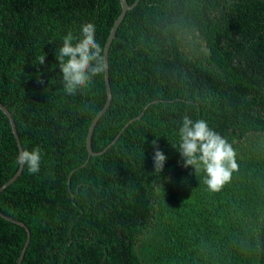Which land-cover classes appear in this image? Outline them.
Segmentation results:
<instances>
[{"label":"trees","instance_id":"16d2710c","mask_svg":"<svg viewBox=\"0 0 264 264\" xmlns=\"http://www.w3.org/2000/svg\"><path fill=\"white\" fill-rule=\"evenodd\" d=\"M120 11L119 0H0V101L22 149L42 156L0 191V211L30 230L21 264H264V0H139L108 50L112 98L91 147L110 145L88 156L105 75L68 95L56 52L89 22L103 49ZM184 115L236 152L219 192L172 145ZM154 139L168 157L159 175ZM17 154L0 110V186ZM26 236L0 216V264L17 263Z\"/></svg>","mask_w":264,"mask_h":264},{"label":"clouds","instance_id":"9594fccd","mask_svg":"<svg viewBox=\"0 0 264 264\" xmlns=\"http://www.w3.org/2000/svg\"><path fill=\"white\" fill-rule=\"evenodd\" d=\"M95 32L93 23L82 24L80 36L76 37L69 31L56 52L63 89L68 95H75L87 88L93 77L103 74L107 69L103 49L95 38ZM46 55L47 53L36 57L35 63L44 64ZM179 141V147L172 145L184 159L183 166H192L196 175L203 170L206 173L204 183L211 192L221 191L230 182L233 173L239 170L232 144L204 119L194 121L190 116L184 115L179 128ZM152 144L155 147V174L159 175L168 157L160 150L157 140L154 139ZM41 159L39 147L32 150L25 148L18 152L16 163L26 166L30 174H35L40 170Z\"/></svg>","mask_w":264,"mask_h":264},{"label":"water","instance_id":"95a60500","mask_svg":"<svg viewBox=\"0 0 264 264\" xmlns=\"http://www.w3.org/2000/svg\"><path fill=\"white\" fill-rule=\"evenodd\" d=\"M120 2V6H121V11L118 15V17L115 19L111 29H110V32H109V35H108V38L105 42V45H104V48H103V55L105 57V60L107 62V65H108V50H109V47H110V44L112 42V40L114 39V36H115V33H116V30L118 28V26L120 25V23L122 22L126 12L130 9H132L133 7H135L137 5V3L139 2V0H134V2L132 3H129L127 0H119ZM104 75H105V90H106V100H105V104L104 106L98 111V113L96 114V116L92 119L89 127H88V131H87V135H86V148H87V151H88V156L90 155H99L101 154L107 147H105L103 150L101 151H94L91 147V136H92V133H93V130H94V126L96 125L98 119L100 118V116L105 112V110L108 108L110 102H111V98H112V92H111V87H110V84H109V75H108V66H107V69L106 71L104 72ZM146 108V107H145ZM0 110L3 111V113L7 116L8 120H9V123L11 125V129H12V133L14 135V138L16 140V143H17V147H18V152L20 150H22V145L20 143V139H19V135L17 133V130H16V126H15V122H14V119L12 117V114L11 112L8 110V108L0 101ZM138 118V116H137ZM132 121V119H131ZM124 128L121 129V131L123 130ZM120 131V132H121ZM120 135V133L117 134L116 138ZM84 166V164H82L80 167ZM23 169V166H20L19 165V168L18 170L16 171V173L8 180L6 181L4 184H2L0 186V191L8 184H10L11 182H13L21 173ZM0 216L6 220H9L13 223H16L20 226H22L25 231H26V240H25V243L23 245V248L21 250V253L18 257V260H17V263L16 264H21L23 258H24V254H25V251L27 249V246L29 244V238H30V230L28 228L27 225H25L22 221L18 220V219H15L11 216H8L4 213H2L0 211Z\"/></svg>","mask_w":264,"mask_h":264}]
</instances>
